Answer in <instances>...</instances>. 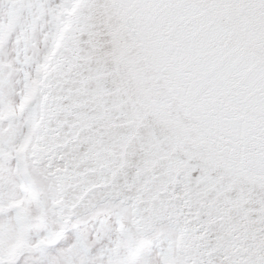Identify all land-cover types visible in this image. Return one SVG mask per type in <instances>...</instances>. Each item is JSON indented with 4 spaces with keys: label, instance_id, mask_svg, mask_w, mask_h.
<instances>
[{
    "label": "snow or ice",
    "instance_id": "obj_1",
    "mask_svg": "<svg viewBox=\"0 0 264 264\" xmlns=\"http://www.w3.org/2000/svg\"><path fill=\"white\" fill-rule=\"evenodd\" d=\"M0 264H264V0H0Z\"/></svg>",
    "mask_w": 264,
    "mask_h": 264
}]
</instances>
